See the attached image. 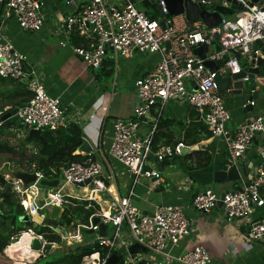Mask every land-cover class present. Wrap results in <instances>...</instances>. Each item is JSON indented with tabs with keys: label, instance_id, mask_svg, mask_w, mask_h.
I'll return each instance as SVG.
<instances>
[{
	"label": "built area",
	"instance_id": "1",
	"mask_svg": "<svg viewBox=\"0 0 264 264\" xmlns=\"http://www.w3.org/2000/svg\"><path fill=\"white\" fill-rule=\"evenodd\" d=\"M191 1L212 8L216 5L231 8L227 0ZM234 1L240 9L230 16H220L219 25L210 30L199 20L192 23L191 29L180 27L175 17L168 16L165 0H156L162 14L158 19H150L134 5L133 0H87L78 12L60 21L59 46H68L72 54L93 71L100 69L108 51L115 60L118 57L132 58L134 53L157 55L154 69L134 83L138 102L131 119H117L112 123L107 159L114 161L131 177L148 179L152 186L157 187L160 172L148 167L149 156L153 155L162 163L180 156L184 147L191 149L178 143L153 151L151 134L144 138L137 135L139 123L158 105L164 107L169 102H184L194 109L210 137L224 141L229 160L234 165L250 150L255 137L264 135V114L254 115L246 125H241L233 133L228 132L227 124L231 116L214 83L215 74L204 65L205 61H210L218 66L219 74L236 75L244 70L243 63L259 56L253 46L264 44V5L250 6V0ZM0 6L11 12L23 31L38 33L45 25L40 0H0ZM160 22L164 24L163 30ZM213 35L217 38L213 39ZM165 45L168 48H164ZM201 45L217 46L213 54L201 60L194 54V50ZM0 78L26 80L25 88L30 98L25 107L17 109L15 114L22 126L42 132H56L68 127L60 102L47 95L35 76L26 77L24 57L13 49L1 32ZM188 84H191L190 88ZM248 105L254 107L255 103L252 101ZM86 156L90 157L86 163H72L59 169L57 176L61 187L53 196L48 194L44 202L45 206H50L55 199L62 212L63 206L69 203L68 199L76 200L64 194L63 187H76L75 184L86 181L89 183L85 188L78 187L89 193L83 200L100 207L96 197L106 196V210L99 209L94 217L106 226L105 237L97 236V226L92 225V219L89 226L84 227L91 231L92 242L103 248L105 254L101 257L99 253H94L83 258L82 264H105L112 254L122 250L128 258L125 264H212L201 245H195L181 255L173 253L190 234L186 205H156L150 213H142L133 205L132 194L118 197L110 193L107 185L109 176H102L101 167L108 171L105 163L96 158L91 160V153ZM35 176V184H38L42 176L38 173ZM11 183L23 210H26L22 197L35 184L22 188L19 181L11 180ZM218 201L219 196L206 189L195 194L190 208L192 212L208 215L217 208ZM221 203L220 210L226 223L242 222L247 227L241 242L243 249L264 241V171L257 170L240 190L225 193ZM256 211L259 215L254 219ZM25 236H30L33 242H41V248L33 249V243H22ZM75 238L78 239L77 235ZM16 243L23 246L12 248ZM46 244L33 231L22 232L3 255L10 264H36L44 257ZM133 245L142 247L145 253L129 255L128 248Z\"/></svg>",
	"mask_w": 264,
	"mask_h": 264
},
{
	"label": "crops",
	"instance_id": "2",
	"mask_svg": "<svg viewBox=\"0 0 264 264\" xmlns=\"http://www.w3.org/2000/svg\"><path fill=\"white\" fill-rule=\"evenodd\" d=\"M40 2L43 5L42 13L45 17V25L40 32L31 33L21 30L11 12L4 6H0V32L12 45L13 49L24 57L26 77L35 76L43 85L47 95L60 102L68 121V127L64 130L67 133H70L71 129L79 131L82 143L83 141L88 143L93 158L105 163L108 169L106 174L110 177H108L107 181L110 193L118 197L132 194L133 205L146 214L150 213L156 205H186L188 208L186 213L190 221V234L179 248L173 250L176 255L183 254L195 245H201L209 254L212 264L217 259L223 262H219L220 264H230L231 260L227 259L226 256L234 258L235 255H232L234 253L238 254L236 256L239 257L232 264H239L243 261L249 264H264V241L258 243L259 245L251 244L249 247L240 250L243 235L247 231V227L242 222L226 223L220 208H216L208 215L192 212L190 208L191 200L198 192L210 189L217 196H220L222 193L238 191L243 184L256 174L257 170L261 169L264 171V135L255 137L250 150L243 158L237 160L236 166L240 175L239 181H226L214 184V166L231 165L224 141L211 137L207 138L200 129L195 128L197 123L202 126L204 124L197 112L186 103L169 102L164 107L158 105L152 109L145 120L139 123L137 135L140 138L150 134L159 135L161 136L158 141L159 146L182 141L188 145L195 141L197 143L190 146L194 148L191 152L194 155L189 156L191 153H187L176 156L174 159L165 160V165L162 163L163 169L162 173H160V184L157 187L152 186L151 181L148 179L131 177L114 161L107 159L112 135V123L117 119H131L133 110L138 102L134 83L143 74H149L154 69L157 55L134 53L132 58L118 57L115 60L111 51H108L105 60L113 68L112 76L109 78L98 77L100 75L98 70L93 71L86 68L84 63L72 54L68 46H59L60 36L58 32L60 30H58V27L60 26V21L64 17L78 12L86 4L87 0H73L70 3L64 0H40ZM133 2L147 16L156 15V19L159 18L154 10L143 8L142 0H133ZM256 5H264V0H259ZM175 22L180 27H186L188 30L187 22L183 16L175 17ZM216 46L212 45L211 49H216ZM255 47V50L259 53L258 57L263 59V66L264 55L258 50L257 46ZM164 48L166 47L164 46ZM242 66L244 70L247 68L245 63ZM262 66L258 69L260 70ZM255 79L264 86V77L258 75ZM25 81H21L16 87L8 84L9 81H0V109L2 108V112L10 109L8 98L11 97L13 99L19 91L17 89L21 84L25 85ZM187 86L190 88L191 84ZM244 95H222L224 106L231 116L227 124L229 133L235 132L238 127L249 121L254 115L264 114L263 87H261L260 91L261 97L253 100L255 105L252 112H250L252 117L249 120L247 119V112L244 110L246 105ZM4 123L0 125L6 130L4 134H0L3 137H6L7 134L10 135L11 131L23 130L17 128L19 125L24 128L21 124H15L16 127L10 126L7 129ZM23 132L25 136L27 131ZM24 148L28 150L29 158L35 154L36 150H34L32 144H25ZM200 154H205L209 157V160L206 161L207 163H202L204 165H201V167L198 166L201 161ZM74 155L86 156L79 152V148ZM148 167L150 169L156 168L150 162ZM16 172L38 173L42 176L38 181H54L59 178L58 176L45 178L32 164L26 170L18 169L10 173V176L5 174V179L13 181L14 179L13 177L11 179V176ZM58 172L59 169L57 172L52 171L53 175H58ZM27 187L22 185V188ZM59 187L61 185H58L56 190H51L40 186L38 183L31 187L29 192L22 197L25 200V216L27 215L35 225L48 226L54 232H59V229L63 228L59 227L58 224L56 228L53 226L55 222L57 223L59 217L53 219L49 209H58L59 214L62 212L57 207L55 199H53L50 206H45L44 202L46 203L47 195L51 194L53 196L58 192ZM67 187H63V193L71 197L82 198L81 200H83L89 196L87 192V194L84 193L86 195L81 197L65 193ZM96 199L100 205L99 209L106 210L108 206L105 201L106 196H97ZM258 214L259 212L256 211L254 219L257 218ZM75 231L76 234L73 236L68 234L69 237H61V245L47 243L46 247L53 245L57 249L65 248V240L68 239L70 241L66 246L68 249L67 253L72 251L74 246L81 243L83 238L80 226L76 227ZM57 234L59 235L60 232ZM75 235H77L78 239L75 238ZM32 247L33 249H40L41 242L34 241ZM229 248L233 252H230ZM50 250L54 249L51 247ZM222 256L224 257L223 260Z\"/></svg>",
	"mask_w": 264,
	"mask_h": 264
},
{
	"label": "trees",
	"instance_id": "3",
	"mask_svg": "<svg viewBox=\"0 0 264 264\" xmlns=\"http://www.w3.org/2000/svg\"><path fill=\"white\" fill-rule=\"evenodd\" d=\"M150 19H156V15L148 16ZM258 50L264 55V44L258 43ZM100 75L98 77L109 78L112 76L113 68L107 60H104L100 69L98 70ZM258 75L264 77V65L259 70ZM0 81H9L8 84L11 86H18L21 81H11L4 80L0 78ZM18 84V85H17ZM22 88V89H21ZM19 90L15 97L12 99L8 98L10 104V109L6 112H2L0 109V117L10 113L15 109H19L21 106L25 105L30 95L26 91L25 85L21 84L17 89ZM4 126L8 129L10 126L16 127L15 123L6 121ZM159 126V125H158ZM0 128H2L0 126ZM18 129H24L20 125L17 126ZM195 128H198L205 134V137H210L209 133L206 131V128L197 123ZM57 134V135H56ZM159 135H151L150 146L153 151H156L159 147ZM24 142L25 144H32L34 146L35 154L30 156L28 160V165H34L38 172H41L45 178H52L53 172H57L58 169L67 167L72 163L83 164L86 163L90 157L88 156H75L74 153L77 151L79 146L82 144L81 133L76 129H71L70 133H67L66 130L58 132H42V142L31 139L25 133ZM199 142V141H198ZM178 143H182L185 146H191L197 142L192 141L188 144L185 142L177 143H167L162 146L172 145L175 146ZM159 146V147H158ZM15 153L14 149H11L8 146V143L0 141V154H11ZM194 155L191 153L189 156ZM20 158H23L22 154L18 155ZM201 161L198 163V166L201 167L202 163L206 164L209 160V157L205 154H200ZM173 157L172 159H174ZM93 159V156L91 157ZM164 165V161L162 162ZM203 164V165H204ZM202 165V166H203ZM86 193V192H85ZM68 205L63 206V211L59 216L58 226L64 228H73L76 225L81 227L82 235L85 237L91 236L92 233L90 230L85 229L84 227L89 226V220L93 219L99 211V206L94 202L88 201H78L74 199H68ZM259 212V211H258ZM259 215V214H258ZM24 210L20 204V200L16 193L13 191V186L11 181L5 179V174L0 172V264H10V262L4 257L3 250L8 247L10 244L16 241L18 235L22 232L31 230L35 234L41 236L47 243L61 245V237L56 232H54L48 226H38L35 225L28 219L27 222L21 223L20 218L24 217ZM62 237H68V233L59 229ZM70 240H65V245L67 246ZM65 246V248H66ZM54 250L57 248L53 247ZM65 248H62L63 250ZM50 245L45 247L44 251L47 253L49 251ZM94 253H99L101 257L104 256L105 250L98 246L96 242L89 244H78L75 245L73 250L68 253H52L50 255H45L40 258L36 264H82V260L85 257H88ZM118 260L115 264H125L124 256L116 253Z\"/></svg>",
	"mask_w": 264,
	"mask_h": 264
},
{
	"label": "water",
	"instance_id": "4",
	"mask_svg": "<svg viewBox=\"0 0 264 264\" xmlns=\"http://www.w3.org/2000/svg\"><path fill=\"white\" fill-rule=\"evenodd\" d=\"M61 1V0H60ZM67 3L72 2L73 0H64ZM231 4V8H223L219 5L214 6L213 8L210 5H202V4H196L192 2L191 0H165V5L166 9L168 12V16L171 17H178V16H183L187 22L188 29H191L192 23L196 21H201L202 24L207 28V29H213L217 27L220 23V16H230L232 15L233 11L239 10V6L236 4L234 0H227ZM259 0H250L251 4L250 6L258 4ZM142 6L144 9H151L154 10L157 14L158 17H160L161 14V9L160 7L156 4V0H150V1H145L142 0ZM213 10V11H212ZM161 29H164V24L163 22L159 23ZM216 35H213V39H216ZM165 47L168 48V45H165ZM253 49L255 50L256 47L253 46ZM214 49H211V47L207 45H201L198 48L194 50V54L201 60H204L207 55L213 54ZM263 64V59L258 57V58H252L246 61L245 65L247 68L243 70L241 73L236 74V75H231L229 73L226 74H219L218 72V66L210 61H205L204 65L205 67L211 72L214 73V83L217 87V90L220 94L222 95H230V96H243L245 94V100H246V105L244 107V110L247 112V119L249 120L252 117V112L253 107L248 105L250 102L253 100L259 99L260 96V91L262 86L256 78L259 73V67H261ZM148 74L145 73L141 76V78H144ZM246 79V81H244ZM194 91L196 90L195 88L193 89ZM249 94V95H248ZM25 107V105L21 106L20 108ZM17 109L11 111L10 113H7L0 117V125L6 121H11L14 122L16 125L21 124L17 117L15 116ZM244 123L243 125H246ZM24 129L27 131V136L31 139L41 141L43 140L42 138V131L40 130H34V129H28L27 127H24ZM43 143V142H42ZM194 148L188 149L187 147L182 148L181 150V155L187 154L189 152H192ZM79 152L82 155H88L91 152V148L89 147L88 143L86 141H83L82 145L79 147ZM149 161L152 163L155 167L156 170L160 173H162L163 169V164L158 162L156 157L153 155L149 156ZM102 169V176L103 178L106 177V171L104 167H101ZM214 173H213V183L214 184H219L223 183L226 181H239L240 180V175L238 172V167L236 164H231V165H216L213 168ZM15 181H19L23 187L30 186L34 183L37 182V177L35 174H27L23 172H16L11 176V179ZM10 179V180H11ZM89 181H86L84 183L80 184H75L76 187L79 188H85L87 186ZM39 185L42 187L46 188H56L58 186V180L54 181H46V180H41L39 181ZM240 190V188H239ZM225 193H222L219 196V201L217 202V208H220L222 206L221 200L223 198ZM28 216H24L20 218V222L24 223L28 221ZM93 226H97V236L98 237H105V232H106V226L102 223L99 222L98 218H94L91 221ZM128 253L131 256H134L136 254H143L145 253L144 249L138 245H133L128 248ZM37 256L35 255L34 258ZM118 260V256L116 254H112L110 258L107 260L105 264H115Z\"/></svg>",
	"mask_w": 264,
	"mask_h": 264
},
{
	"label": "rangeland",
	"instance_id": "5",
	"mask_svg": "<svg viewBox=\"0 0 264 264\" xmlns=\"http://www.w3.org/2000/svg\"><path fill=\"white\" fill-rule=\"evenodd\" d=\"M78 1H81V0H78ZM23 131H26L25 129L23 130H17V131H11L10 135L7 134L6 137H3V136H0V141H4L6 143H8V146L11 148V149H14L15 150V153H11V154H0V172H2L3 174H7L8 176H10L11 174L10 173H13L15 171H17L18 169H28L29 166H28V159H29V152L28 150H25V143L23 142V137H24V132ZM6 132V130L4 128H0V134H4ZM18 154H22L23 155V159H21ZM60 184H61V180L58 178ZM51 190H56V188H50ZM86 191H84L83 189H79L78 187H71V186H68L66 189H65V193H68L70 195H73V196H77V197H81L83 195H86L84 194ZM86 197V196H85ZM82 198H77L76 200L78 201H86V200H81ZM57 203V202H55ZM50 211V214H52V218H56V217H59L60 214H59V210L58 209H55V208H51L49 209ZM58 221H59V218L57 219V223L55 222V224L53 225L55 228L58 224ZM59 225V224H58ZM52 226V227H53ZM63 230H65L69 236H73L74 234H76L75 230H76V227H71V228H64L62 227ZM75 231V232H74ZM74 232V233H73ZM56 233H59L58 231ZM61 235V233L59 234ZM68 236V237H69ZM81 236V235H80ZM62 237V235L60 236ZM62 240V238H61ZM93 241V237L92 236H88V237H85L83 236L82 238V241L81 243L79 244H89V243H92ZM73 243V242H71ZM253 245H259L258 243L256 244H253ZM50 249H51V246H50ZM47 251V253L45 255H50L52 253H55V252H58V253H67L68 249L65 248L64 250H60V249H57V250H50ZM230 252H233V250L231 248H229ZM240 250H243V248L241 247ZM121 255L124 256V259L125 261H128V258L126 256V254L124 253V251H120L119 252ZM44 255V256H45ZM233 256L235 255L234 258H231V257H227V259H230L231 260V263H235V261L238 260V257L239 256H236L238 254H232ZM225 256V255H224ZM224 259V257L222 256V260ZM223 263L222 261H220V259H217L216 261H214V264H220V263ZM239 264H249V263H245L244 261L239 263Z\"/></svg>",
	"mask_w": 264,
	"mask_h": 264
},
{
	"label": "bare ground",
	"instance_id": "6",
	"mask_svg": "<svg viewBox=\"0 0 264 264\" xmlns=\"http://www.w3.org/2000/svg\"><path fill=\"white\" fill-rule=\"evenodd\" d=\"M33 240L34 239H32L30 236H25L23 238V240H22L23 241L22 243H25L26 245H29L30 243H33ZM21 246H23V245H21V243H16V244H13L12 248H14V247H21Z\"/></svg>",
	"mask_w": 264,
	"mask_h": 264
}]
</instances>
